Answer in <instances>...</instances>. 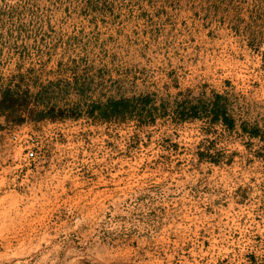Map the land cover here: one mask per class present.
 I'll list each match as a JSON object with an SVG mask.
<instances>
[{
    "label": "rangeland",
    "instance_id": "1",
    "mask_svg": "<svg viewBox=\"0 0 264 264\" xmlns=\"http://www.w3.org/2000/svg\"><path fill=\"white\" fill-rule=\"evenodd\" d=\"M9 84L0 264H264V0H0Z\"/></svg>",
    "mask_w": 264,
    "mask_h": 264
},
{
    "label": "trees",
    "instance_id": "2",
    "mask_svg": "<svg viewBox=\"0 0 264 264\" xmlns=\"http://www.w3.org/2000/svg\"><path fill=\"white\" fill-rule=\"evenodd\" d=\"M28 87V86H27ZM30 89L29 87L25 90L22 88V86H12L11 84L7 85L6 87L2 88L0 90V117H5L6 121L12 122L14 124H21L24 121L27 120V118L32 119H43L45 118L48 113H44V111L38 112L36 118L32 116L33 110H30L28 108V103L25 102L23 104V98L28 99L29 97ZM41 94H37V99L35 105L41 106L44 105V99L42 96H39ZM41 99H39V97ZM132 103L131 99L128 98H120V99H109L104 105H95L92 107V114H94L96 111L99 112V115L101 118L104 119H110V116H122L127 112V109L130 107ZM45 106V105H44ZM47 108H51L52 112L54 110H57V106H47ZM60 115H63L64 112L62 110H59ZM216 116L219 114L222 115V117L225 115V111H219L214 110ZM191 117H196L197 114L193 113L190 114ZM48 117L54 118V115L50 114Z\"/></svg>",
    "mask_w": 264,
    "mask_h": 264
},
{
    "label": "built area",
    "instance_id": "3",
    "mask_svg": "<svg viewBox=\"0 0 264 264\" xmlns=\"http://www.w3.org/2000/svg\"><path fill=\"white\" fill-rule=\"evenodd\" d=\"M28 153H29V155H31V156H33V155H34V152H33V151H31V150H30Z\"/></svg>",
    "mask_w": 264,
    "mask_h": 264
}]
</instances>
